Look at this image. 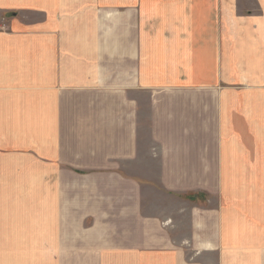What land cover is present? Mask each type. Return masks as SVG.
<instances>
[{
  "label": "crops",
  "instance_id": "crops-1",
  "mask_svg": "<svg viewBox=\"0 0 264 264\" xmlns=\"http://www.w3.org/2000/svg\"><path fill=\"white\" fill-rule=\"evenodd\" d=\"M4 13L0 264H264V0Z\"/></svg>",
  "mask_w": 264,
  "mask_h": 264
},
{
  "label": "rangeland",
  "instance_id": "rangeland-1",
  "mask_svg": "<svg viewBox=\"0 0 264 264\" xmlns=\"http://www.w3.org/2000/svg\"><path fill=\"white\" fill-rule=\"evenodd\" d=\"M27 14V13H26ZM24 15V18L26 19V20H28L29 19V17H26L25 16V14H23ZM4 16H6V17H10L11 16V14H7V15H5V13L4 14H0V19H1V17H4ZM262 133H263V136H264V130H262ZM262 144H264V137H263V140H262ZM156 167V166H155ZM154 169V173H153V175H152V177L155 179L156 178V176H157V170H156V168H153ZM237 182V181H236ZM158 190H160L158 187H156V185H154V187H152V188H150L149 189V192L148 191H146L145 192V196L147 195V194H149V197L151 198V199H154V198H157L158 197V195H160L161 196V194L162 193H159L158 192ZM196 196H199V194H194V196H193V194H188V195H182V196H180V198H181V201L183 202V204H185V203H188V205L187 206H189V205H191V204H193L194 202H196V201H194V200H192L193 199V197H195V199H196ZM262 196H264V192H262ZM201 197H203V202H206L207 200L209 201V197H207V196H204V195H201ZM209 203V202H208ZM212 205L214 204L213 202L211 203ZM208 204H206V206H207ZM211 205V206H212ZM151 206H153L152 208H149V212H151V211H153V210H155V212H156V209H154V203H152L151 205H150V207ZM166 211V213H167V210H165ZM154 212V213H155ZM153 213V212H152ZM183 224H184V221H183ZM185 233V232H184ZM71 244H73V242H71ZM74 244H76V243H74ZM78 252H76L75 250H73V251H70V262L71 263H74V264H76V263H78Z\"/></svg>",
  "mask_w": 264,
  "mask_h": 264
}]
</instances>
